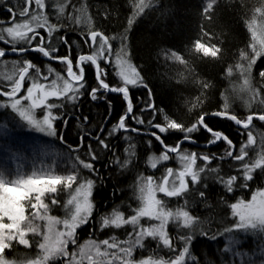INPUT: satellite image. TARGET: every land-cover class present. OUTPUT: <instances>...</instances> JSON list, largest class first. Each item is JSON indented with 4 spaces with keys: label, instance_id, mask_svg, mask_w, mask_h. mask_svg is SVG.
I'll return each instance as SVG.
<instances>
[{
    "label": "snow or ice",
    "instance_id": "obj_1",
    "mask_svg": "<svg viewBox=\"0 0 264 264\" xmlns=\"http://www.w3.org/2000/svg\"><path fill=\"white\" fill-rule=\"evenodd\" d=\"M25 4L27 6L18 13L20 22H17L12 7L6 9L12 14V20L9 26H0V41L10 48L0 47V58H5L8 51L19 53L21 57L32 51L63 67L56 71L49 64L42 70L31 59H4L2 66L5 70L0 71V109L3 110L0 112V120H3L0 127L5 130L4 136H8L9 129L27 127L58 139L65 145V151L44 152L42 155L52 157L51 163H45L43 159L37 161L34 155L30 165L26 166L20 162L26 158L17 153L0 162V264H201L200 258L192 251L198 236L212 241L218 237L224 239V246L218 253L220 264H264V181L252 187L258 177H264V134L254 135V120L264 122V70L254 73L258 60L264 58V0L252 9L251 18L245 21L250 42L238 51L237 62L225 70L227 78L238 73L242 82L221 93L223 104L219 110L200 111L190 124L172 118L163 109H157L154 103H147L137 114V106L130 95L131 89L143 87L147 89L149 99L152 96L140 69L132 62L126 41L133 25L153 10L158 0H129L131 13L127 17V27L122 34L112 36L94 30L86 0L79 6L73 0H51L55 22L45 12L46 0H25ZM33 4L35 11L30 13ZM216 5L217 0H207L202 9L205 19H212ZM73 25L85 29L80 31L82 42H69L67 30H77ZM40 29L46 32L47 41ZM62 31L65 32L63 36L59 35ZM37 37L39 42L33 46ZM117 40L120 44L114 49L113 41ZM61 46L67 47V54H59ZM221 53L219 46L197 38L186 54L171 49L161 50L160 54L166 62L183 65L191 74L194 68L186 55L219 59ZM110 65L115 69L114 83L108 82L107 68ZM89 68L94 70L95 86L85 80ZM255 79L261 82L259 87L254 85ZM199 85L204 90L211 87L207 81H199ZM85 93L92 101L98 100L103 93L105 96L118 94L125 102L123 114L107 130V135H104L103 125L93 134V130L86 127L88 117L81 120L75 115L74 109ZM232 95L247 97L244 103L249 114L246 117L240 118L233 111ZM108 103L110 109L111 102ZM202 106L203 101L197 96L188 111L193 112ZM149 109L152 119L145 121L144 113ZM157 112L162 114V122H155ZM68 116H75L77 127L81 128L79 143L75 147L67 144L64 134H58L56 126L59 120L68 125ZM216 119L232 122L240 139L234 142L219 130L212 123ZM129 120L138 125L147 123L151 131L145 130L144 135L159 142V153L151 151L146 158H138L137 146L132 143L133 137L128 135L124 137L127 146L122 154L117 155L111 142L117 133L140 135L141 130L130 127ZM176 134L181 138L173 144L165 143L169 136ZM197 134L205 136V147L222 144L223 152L198 153L182 147L185 142L197 145ZM146 143L149 149L154 146L152 139ZM4 147L9 150L7 141ZM81 149L85 151L81 152ZM101 153H111L110 163L121 172L135 170L131 187L136 207L128 204L126 210H121L117 205L96 219L93 215L96 180L90 177L97 174L94 165ZM141 159L144 172L138 168ZM170 160H175L178 167H164V162ZM158 166L164 168L160 176L145 174L148 170H159ZM84 172L89 175H83ZM210 177L223 189L224 194L217 205L223 206L222 211L226 212L214 232L211 227L216 222L213 216L201 218L194 215L189 199L185 198L195 194L196 200L210 209L212 206L207 203L209 185L205 183ZM238 191L245 195L238 197ZM62 192L68 197L63 203L59 198ZM173 202L174 206H170ZM59 209L63 210V216L52 215ZM224 220L229 222L225 224ZM93 221L94 229L100 233L123 229L125 238L113 235L100 240L90 236L81 243L78 229ZM170 226L175 235L171 234ZM249 236L254 238L258 252L242 250L241 245ZM151 242H155V248L150 247ZM17 246L28 249L35 246L38 251L34 258L20 261L7 258L6 253L14 251ZM138 249L140 258L135 255ZM160 250H167V258L158 254ZM145 252L148 254L144 255ZM203 264H215V261L206 258Z\"/></svg>",
    "mask_w": 264,
    "mask_h": 264
},
{
    "label": "trees",
    "instance_id": "obj_2",
    "mask_svg": "<svg viewBox=\"0 0 264 264\" xmlns=\"http://www.w3.org/2000/svg\"><path fill=\"white\" fill-rule=\"evenodd\" d=\"M46 1L48 4V15L50 19L55 22L54 13L51 10V0ZM73 2L79 6L83 0H73ZM86 2L93 18L94 30L102 31L105 35L109 36L119 35L124 32V29L127 27V17L131 13L129 0H86ZM206 2L207 0H158V5L139 18L136 24L133 25L131 31L127 34L126 42L131 52L132 62L140 69L145 82L152 90L151 99H149L147 89L143 87L130 90L133 103L137 106V114L140 113V109L144 108L147 103H154L157 109H163L164 113L172 118L190 124L195 120L200 111L212 112L219 110L223 104L221 93L224 92L225 89L231 90L233 84L238 86V73H234L233 77L229 79L225 75V70L228 65H234L237 62L239 58L238 51L244 49L250 42V33L247 32L245 21L251 18L252 9L260 6L262 0H217V5L212 13V19L210 21L205 19L202 14V9ZM17 4H19V7H15ZM24 4L25 0H0V22H5L12 17V14L6 11L9 7L13 8V11L17 14L16 18H19L18 13L23 8ZM70 10L71 9H69V11ZM106 13L107 15H105ZM72 27L77 30H67L69 42H81L82 37L80 36V31L85 29L76 25ZM205 32L208 33L207 36L204 35ZM62 34H65V32L62 31L59 33V35ZM54 36H56L55 33ZM197 38H200L202 42L219 46L222 49V53L219 59L202 58L201 56L188 57L186 55V59H191L192 67L194 68V72L191 74L183 65L173 64L171 61L166 62L164 57L160 54L161 50L164 49H171L186 54ZM36 43H38L37 40L33 41V46ZM119 44V40L113 41L114 49L118 48ZM0 47H4L6 50L10 48V46L4 43H0ZM67 51L68 49L66 46H61L59 54L65 55ZM75 53L76 49L73 45V55H75ZM21 58L31 59L35 64L40 66L42 70H45V66L50 64L56 71H61V68H59L60 66H56L57 64L42 57L41 54L32 51H29L23 57H21L19 53H12L5 58H0V70L4 69L2 66V61L4 59L11 61ZM260 70H264V58L258 60L254 73ZM108 73V82L114 83L115 76L111 68H109ZM85 80L89 85L95 86L93 69H86ZM199 81H207L210 83L211 87L204 90L200 87ZM253 83L257 87L261 85L258 79H255ZM197 96L201 97L203 106L193 112H189L188 109L191 107V104L195 102ZM234 96L235 95H232L230 97L233 111L240 118L246 117L249 112H246L248 109L245 107L243 99L240 97L239 100L236 101ZM109 101L111 102L110 109ZM124 110L125 102L118 94H108L105 96L101 93L98 100L92 101L88 94L85 93L77 108L74 109V112L75 115L80 116L81 120H83L84 116L88 117L86 127L91 128L93 134L99 130L100 125H103L105 128L104 135H107V130L116 123ZM0 112H3V110H0ZM66 118L69 120L68 125H64L63 120L56 122L58 134L62 132L67 144H72L75 147L79 143L81 128L77 127L78 121L75 116H68ZM143 118L145 121L152 119L150 109L144 113ZM162 118V114L157 112L155 122H162ZM212 123L215 124L219 130L229 135L234 142L240 139L237 133V127L232 122L216 119L213 120ZM0 124H3V120H0ZM128 124L130 127L139 128L141 130L140 135L135 132L125 133L121 131L117 133L116 138L111 141L115 146L117 155L122 154L124 148L127 146L128 141H126L124 137L128 135L133 137L132 143L137 146L136 152L138 158H146L147 154L151 151L159 153L161 150L159 142L155 141V139L149 135H144L145 130L151 131V129H148L147 123H145V125H138L135 121L129 120ZM4 131L5 130L0 127V162L4 161L6 157L10 158L13 153H17L23 158H26L20 160V162L24 163L26 166L30 165L34 155L37 161L43 159L45 163H51L52 157L50 155H42L43 150L41 146L44 142H47V145H49L50 142L54 143L57 152L65 151V145L58 139L50 137L43 138L38 132L28 129L27 127L14 131L9 129L8 136H4ZM260 134H264V122L254 120V135L259 137ZM180 138L179 134L169 136L165 140V143L173 144L175 140ZM149 139L153 140L154 145L150 149L146 143ZM196 139L197 145L194 146L190 142H185L182 147L198 153L212 152L220 154L224 150L222 144L219 147H205L206 138L203 134H197ZM5 141H7L8 144V151H6L4 147ZM87 142L88 139L86 138L85 143ZM50 147L53 148L54 145L52 146V144H50ZM83 151H85V149H81V152ZM110 156L111 153L100 154L99 159L94 165L97 174H93L90 177L96 180V186L93 190L95 207L100 210H106L116 205H120L122 210H126L128 204L135 207L136 202L132 199L133 189L131 185L134 183L136 172L135 170L121 172L115 165L110 163ZM9 163H12L11 159H9ZM176 164L178 165L175 160H170L164 162V167H172L175 169ZM213 166H215V164H213ZM138 168L139 171H145L142 159L138 163ZM158 168L159 170H148L145 174H162L164 168H160L159 166ZM59 170L63 171V169H57V171ZM88 175L89 174L85 172V176ZM262 181H264V177H258L256 184H253L252 187L255 188L257 185L261 184ZM205 183L209 185L207 203L212 206L210 209H206L204 203L196 200L195 194H190L185 198L189 199L190 205L193 207L194 215H199L201 218L209 215L213 216L216 221L211 226L214 232L217 227H220L219 222L222 221L226 215V212L222 211L223 206L217 205L219 198L223 196L224 193L221 186L211 177L205 181ZM236 195L239 197L245 195V193L238 191ZM247 195L249 196L250 193ZM228 199L229 203L232 202L231 194H229ZM194 200L195 203L193 205ZM180 203H183V200H181ZM174 204L175 202H173L171 206H174ZM217 213H219V215H217ZM223 222L226 224L229 221L224 220ZM90 228L89 225L81 228L78 231L79 237H87L89 233H91ZM172 231L174 230H170L171 234L175 235V232ZM224 243L225 241L222 237H218L216 241H212L206 237L198 236L193 242L194 246L192 251L200 258L201 264H203L206 258L215 261V264H220L218 253L219 250L223 248ZM152 244L154 245V243ZM155 247L154 245V248ZM32 248H35V246ZM32 248L28 249L24 246H17L14 251H8L6 256L9 259H17L18 257L32 258L34 257ZM241 248L244 251L256 250L258 252L253 237H248L244 240ZM159 252H161L162 255L164 254L165 257L168 256L167 250H160Z\"/></svg>",
    "mask_w": 264,
    "mask_h": 264
},
{
    "label": "rangeland",
    "instance_id": "obj_3",
    "mask_svg": "<svg viewBox=\"0 0 264 264\" xmlns=\"http://www.w3.org/2000/svg\"><path fill=\"white\" fill-rule=\"evenodd\" d=\"M46 5H48L47 4V1H46ZM25 6H27L26 4H24V6L23 7H25ZM47 8L48 7H46V9H45V12L48 14V12H47ZM29 11H30V13L31 12H33V11H35V5L33 4L31 7H30V9H29ZM20 17L19 18H16V20H17V22H20ZM11 20H12V17L9 19V20H6L5 22H7V23H0V26H2V27H6V26H9V24H10V22H11ZM82 30V29H81ZM40 31V34H44L43 36H45V40L47 41V34H46V32L43 30V29H40L39 30ZM63 35H65V34H62L61 36H63ZM6 39H7V37H6ZM37 41L39 42V37H37ZM82 42V41H81ZM0 43H4L5 45H7L4 41H0ZM71 43V42H70ZM7 46H10V45H7ZM12 54V52L10 51V53H7V55H11ZM14 54H16V53H14ZM18 54V53H17ZM50 61V60H49ZM53 63H55V64H57L56 66H62V65H60L58 62H56V61H52ZM109 68H111L112 69V73H114V76H115V69H114V67L113 66H109L108 67V69H107V71L109 72ZM9 70H10V67H9ZM0 71H4V69L3 70H0ZM237 80H238V85L242 82V80H241V78L239 77V74H237ZM242 98V96L241 95H235L234 96V98L236 99V101L237 100H239V98ZM243 101L245 102V100L247 99V97L246 96H243ZM0 110H2V109H0ZM246 112H249V110H246ZM37 114L38 115H40V113H39V110L37 111ZM39 135H41L43 138H46V136H44V134H42V133H39ZM46 141V140H45ZM50 144H52V146L54 145V147L52 148V147H50V146H46V143L44 142L43 143V145L41 146V149L43 150V153L44 152H52L53 150H55V144L54 143H52V142H50ZM49 144V145H50ZM56 151V150H55ZM48 163V162H47ZM178 167V165L176 164V166H175V168H177ZM62 170H59L58 172H61ZM84 175H85V172L83 173ZM155 176H160L161 174H158L157 175V173H153ZM59 198H60V200H61V203H63L68 197H67V193L66 192H62V193H60V195H59ZM249 198H250V195H249ZM117 206V205H116ZM171 206V205H170ZM113 207H115V206H112V207H110L109 209H103V210H100V209H98V208H96L95 207V210H94V218H96V219H98L99 218V216L101 215V214H103V213H105V212H109V211H111V209L113 208ZM136 207V206H135ZM121 210H122V208H121ZM124 210V209H123ZM52 215H57V216H63L64 215V212H63V210L62 209H59V210H54L53 212H52ZM93 223H94V221L93 222H90L88 225L91 227L90 228V232L91 233H89V235L87 236V237H83V238H80L79 237V241L81 242V243H83L85 240H87V239H89V237L91 236V238L92 239H100V240H102V239H105V238H108V237H110V236H113V235H115L116 237H118L119 239H124L125 238V233H124V230L123 229H119V230H105L103 233H100L97 229H94V227H93ZM85 226H87V225H85ZM85 226H82V228L83 227H85ZM174 230L173 228H172V226H170V230ZM80 229H78V231H79ZM128 231H131V228H129L128 229ZM93 232H95L96 234L95 235H92V233ZM172 232H175V231H172ZM80 236V235H79ZM249 237H251V236H249ZM148 242L146 241V244H147ZM152 243H154V245L156 246V244H155V242H151V244H150V247L151 248H154V245L152 244ZM32 251L34 252L33 253V255L35 256V254H36V252L38 251L36 248H32ZM148 253L147 252H145L144 253V255H147ZM160 256H164V254L162 255V253L161 252H159L158 253ZM136 257L137 258H140V255H141V252H140V250L138 249L137 250V252H136ZM165 257V256H164ZM32 258H34V257H32ZM165 258H167V257H165ZM25 259H28L27 257H18L17 259H15V260H17V261H20V260H25Z\"/></svg>",
    "mask_w": 264,
    "mask_h": 264
},
{
    "label": "flooded vegetation",
    "instance_id": "obj_4",
    "mask_svg": "<svg viewBox=\"0 0 264 264\" xmlns=\"http://www.w3.org/2000/svg\"><path fill=\"white\" fill-rule=\"evenodd\" d=\"M59 68H61L62 69V67L60 66Z\"/></svg>",
    "mask_w": 264,
    "mask_h": 264
},
{
    "label": "water",
    "instance_id": "obj_5",
    "mask_svg": "<svg viewBox=\"0 0 264 264\" xmlns=\"http://www.w3.org/2000/svg\"><path fill=\"white\" fill-rule=\"evenodd\" d=\"M7 53H10V51H8Z\"/></svg>",
    "mask_w": 264,
    "mask_h": 264
}]
</instances>
